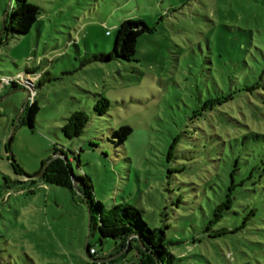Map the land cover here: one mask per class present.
<instances>
[{
    "label": "rangeland",
    "instance_id": "1",
    "mask_svg": "<svg viewBox=\"0 0 264 264\" xmlns=\"http://www.w3.org/2000/svg\"><path fill=\"white\" fill-rule=\"evenodd\" d=\"M28 1L38 20L0 44V183L23 181L0 192V264H91L115 246L94 227L97 253H87V205L29 177L55 145L75 173L91 177L106 208L130 203L166 231L173 264H264V0ZM8 6L0 0V33ZM126 18L149 31L130 59L103 61ZM20 72L39 110L8 143L28 95L2 79ZM101 97L108 112L92 114ZM77 110L91 120L68 139L62 126ZM122 125L132 128L124 142L115 134ZM233 183L231 207L211 223Z\"/></svg>",
    "mask_w": 264,
    "mask_h": 264
},
{
    "label": "trees",
    "instance_id": "2",
    "mask_svg": "<svg viewBox=\"0 0 264 264\" xmlns=\"http://www.w3.org/2000/svg\"><path fill=\"white\" fill-rule=\"evenodd\" d=\"M15 2L16 5L12 7V0L9 1L10 11L5 18V33L2 35V37H0V44L3 43L4 36L11 32L20 34L28 33L38 20V15L40 13L38 6L30 3L28 0H15ZM146 31H149V26L143 19H123L117 27V33L112 50L108 53L101 54L99 57L103 61H109L115 58L130 59L136 53L138 37ZM32 73H36V71H26V74ZM26 74L24 72H20L17 75H10L9 77H6L10 79L9 83L3 85L8 86L11 90H21L19 87L22 86V88L27 89L30 93L31 88L28 87L27 83L33 84V81L27 78ZM19 76H22L25 80H19ZM16 78L17 80H14ZM33 88L35 89L34 84ZM232 95V93H229L228 95L209 98L203 103L202 108H206L207 106L213 107L215 105H221L223 102H226L229 98H231ZM109 105V100L105 97H101L100 100H98V103L94 105L95 108L92 114H106L109 110ZM38 110L39 106L36 100L28 103L24 108V112H28L27 117L25 119H22L21 117L19 122L33 127L35 116ZM65 120L66 121L62 126V131L68 139H74L80 137L83 134L85 128L91 120V117L85 111L77 110L73 111L68 117L65 118ZM131 133L132 128L128 125H122L118 129H115V134L119 137V141L121 142H124ZM177 141L178 139L175 138L173 145H171V149H173L174 144ZM59 150L66 154V151L63 147H58L55 145L54 153ZM66 158L68 159L67 162L60 156L54 158L47 165L42 177L36 178H40L47 184H55L68 188L74 201L79 199L80 202L87 205L90 213L91 233L93 232V228L96 227L100 232L101 243L107 238L115 241L114 248L104 254L102 257H97L98 259L113 256L121 250L127 248V250L122 255L115 259L106 262H98L93 260L91 264H114L120 260H122L123 264L174 263L175 255L170 251L169 246L166 244L165 230L157 227H150L149 224L142 218L140 210L130 203H117L110 208H106L104 204L95 197L91 177L88 175L80 176L75 173L72 167L71 159L67 154ZM45 163L46 162L42 164L40 170H42ZM72 171L79 179V191L74 188V182L71 176ZM4 177L6 179L5 182L3 184L0 183L1 193L3 190L8 192L9 187L16 186L17 183L23 182L12 179L9 180L8 177ZM29 177H34V174L30 175ZM236 185L237 184L235 183L231 184L227 192L226 200L217 204L215 209V217L212 218L211 223L219 221L223 217L224 209L226 207H231ZM245 223L246 221L244 224ZM237 229L238 227L229 231L223 230L220 234L233 232ZM88 248V252L92 257L93 255H96L97 250L92 246L90 241ZM92 248L95 249L93 253L91 252ZM130 253H132V256L128 259L127 256Z\"/></svg>",
    "mask_w": 264,
    "mask_h": 264
},
{
    "label": "water",
    "instance_id": "3",
    "mask_svg": "<svg viewBox=\"0 0 264 264\" xmlns=\"http://www.w3.org/2000/svg\"><path fill=\"white\" fill-rule=\"evenodd\" d=\"M9 1H11V0H9ZM9 5H10V3H9ZM9 11H10V6H8V9H7L6 12H5L3 22H5V18H6V16L9 14ZM4 33H5V26H4V28H3V30H2V32H1V34H0V36L3 35ZM21 90H24V91L27 92V95H28V96H27V98H26V102H25V105H27V104H28L29 97H30V93H29V91H28L27 89L21 88ZM24 108H25V107H24ZM24 108H23V110H24ZM22 114H23V113H21V114L18 116V118L16 119V121L14 122V125H13V128H12V131H11V134H10L9 139H8V143L11 141L12 135H13L14 132H15L16 125H17L18 122L20 121V118H21ZM58 156L64 158L66 162L68 161V159L66 158V154H65L63 151L59 150V151L55 152V153H54V154H53V155H52V156L46 161V163L44 164L42 170H40L38 173L34 174V177H42L43 172H44V170L46 169V167H47V165L49 164V162L52 161L54 158H56V157H58ZM9 158L12 160V162L15 161L14 158H13V155H12V152H11V151H9ZM71 176H72V179H73V182H74V188H75L76 190L79 191V188H78L79 179H78L77 175H76L75 173H73V171H72V172H71ZM90 234H91V220H90V225H89L88 238H87V241H86V251H87V253H89V252H88V250H89V248H88V244H89ZM126 250H127V248L124 249V250H121V251L118 252L117 254H115V255H113V256H110V257H105V258H100V259L93 257V260H96V261H98V262H106V261H109V260H112V259H115V258L119 257V256L122 255Z\"/></svg>",
    "mask_w": 264,
    "mask_h": 264
},
{
    "label": "built area",
    "instance_id": "4",
    "mask_svg": "<svg viewBox=\"0 0 264 264\" xmlns=\"http://www.w3.org/2000/svg\"><path fill=\"white\" fill-rule=\"evenodd\" d=\"M16 79H17V78H16ZM14 80H15V79H14ZM9 81H10V79H9V78H6V77L2 79V83H3V84H7V83H9ZM94 250H95V249L92 248V249H91V252L93 253Z\"/></svg>",
    "mask_w": 264,
    "mask_h": 264
}]
</instances>
